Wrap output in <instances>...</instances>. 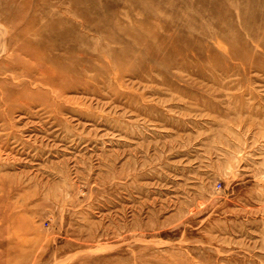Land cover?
<instances>
[{
	"label": "rangeland",
	"instance_id": "rangeland-1",
	"mask_svg": "<svg viewBox=\"0 0 264 264\" xmlns=\"http://www.w3.org/2000/svg\"><path fill=\"white\" fill-rule=\"evenodd\" d=\"M0 62V264H264V0H0Z\"/></svg>",
	"mask_w": 264,
	"mask_h": 264
},
{
	"label": "bare ground",
	"instance_id": "bare-ground-1",
	"mask_svg": "<svg viewBox=\"0 0 264 264\" xmlns=\"http://www.w3.org/2000/svg\"><path fill=\"white\" fill-rule=\"evenodd\" d=\"M18 21V20H17ZM35 21V18H32V19H30V21H29V23H28V26H30L31 25V23H33ZM19 23V22H18ZM17 23V24H18ZM36 35V34H35ZM55 36H57V37H59L60 39H63L64 40V38H66L67 36H65V35H63V34H55ZM35 38V37H34ZM32 36H30L28 39H26V41H27V43H26V45L27 46H25L24 44H20V46H17L16 48H15V51L17 52L18 50H20V51H23L24 52V54H25V57H23V58H29V57H34V58H47V59H49V60H54L55 62H59L60 60H63V58L68 54V52H71L73 49H74V44L73 43H71L70 45H68V47H66V51H65V53L64 54H54V53H52V52H47V53H45V52H41L40 51V49H39V46H40V44H43L45 41H46V39H47V37L46 36H42V38H39L38 40H36V39H34ZM56 39V38H55ZM82 52V51H81ZM11 54V53H10ZM81 65H83V64H81ZM9 67H12V66H8V64H6V65H4V64H2L1 62H0V70H4V68H9ZM42 69V72H43V75H42V77H43V79H44V81H46V84H48L49 82V84H53V82H55V80H57V79H60L61 77H63L64 76V74L66 75V70L67 71H69V73L70 74H68V75H66V77L68 78L69 77V79H71L72 78V73L74 74V75H76V69H77V67L75 66V68H74V66H70V67H68L67 69H66V67H57V68H55V67H51V68H48V69H44V68H41ZM78 70V69H77ZM20 73V72H19ZM61 80V79H60ZM0 81H2V79H0ZM5 83H6V86H10V90L12 91L13 89H15V88H19V90L21 91V93H25V94H28L29 95V93L27 92V84L28 83H26V84H23V83H19V85L16 87L15 86V84H14V82H13V84H14V86H13V84H8V82L7 81H5ZM18 84V83H17ZM48 84V85H49ZM3 85H5V84H3ZM12 85V86H11ZM38 86V88H39V85H37ZM36 86V87H37ZM29 87H32L31 85L29 86ZM48 89H50V88H48ZM38 90V89H37ZM47 90V89H46ZM53 90V89H52ZM14 91V90H13ZM41 91V90H40ZM51 91V90H50ZM53 91H55V90H53ZM42 92V91H41ZM47 92H48V90H47ZM12 93V92H11ZM39 93V92H38ZM42 93H44V92H42ZM9 95H6V94H4V95H2V96H0V98L2 99V101L1 102H3L4 100H6V99H8V98H10L11 96H10V92L8 93ZM30 94H34V91H31L30 92ZM37 94V93H36ZM47 94H49V92L48 93H46V95ZM52 94V93H51ZM12 95V94H11ZM8 96H10V97H8ZM17 96V95H16ZM44 96H45V93H44ZM49 97H50V95H48ZM49 97H48V99H47V97H46V99H45V101L46 100H48L49 101ZM14 99V98H13ZM53 100V99H52ZM47 102V101H46ZM46 104V103H45ZM1 105V104H0ZM2 177H0V179H1ZM1 182H3L2 180H0V186L2 185L1 184ZM3 193H6V192H4V191H2L1 192V194H3ZM5 200V198L4 197H2L1 195H0V224H1V226H4L5 224H9V226L10 225H12L11 227L13 228V233H15V232H17V229L19 230V229H23V228H21V227H23V226H21L20 227V224L21 223H23V218H22V216L19 214V213H17V212H15V211H12V212H10V213H8L7 212V208H4L2 205H3V202L2 201H4ZM2 202V203H1ZM2 211H5L4 213H2ZM14 225V226H13ZM2 233V230L0 231V234ZM3 234H4V231H3ZM18 234V233H17ZM16 234V235H17ZM1 236V235H0ZM9 239V238H8ZM7 239V240H8ZM7 251V247H6V244H5V242H3L2 241V243L0 242V253H5Z\"/></svg>",
	"mask_w": 264,
	"mask_h": 264
}]
</instances>
